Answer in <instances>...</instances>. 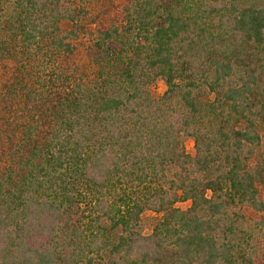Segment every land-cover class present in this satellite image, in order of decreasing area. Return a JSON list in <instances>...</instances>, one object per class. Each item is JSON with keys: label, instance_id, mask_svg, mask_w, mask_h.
Masks as SVG:
<instances>
[{"label": "trees", "instance_id": "obj_1", "mask_svg": "<svg viewBox=\"0 0 264 264\" xmlns=\"http://www.w3.org/2000/svg\"><path fill=\"white\" fill-rule=\"evenodd\" d=\"M261 127L264 0H0V264H264Z\"/></svg>", "mask_w": 264, "mask_h": 264}, {"label": "rangeland", "instance_id": "obj_2", "mask_svg": "<svg viewBox=\"0 0 264 264\" xmlns=\"http://www.w3.org/2000/svg\"><path fill=\"white\" fill-rule=\"evenodd\" d=\"M164 90H165V85L163 83H160L155 87V94L160 95L164 92ZM260 133L262 136V144H263V148H264V127L260 128ZM193 144H194V141L192 138L189 137L186 139V146H187L188 151H190V152L192 151ZM153 216H155V215L150 213V212L145 213L143 216V221L145 224L146 232H149L151 230L150 225H151V222L153 220Z\"/></svg>", "mask_w": 264, "mask_h": 264}]
</instances>
